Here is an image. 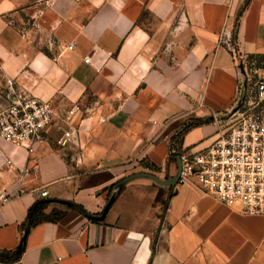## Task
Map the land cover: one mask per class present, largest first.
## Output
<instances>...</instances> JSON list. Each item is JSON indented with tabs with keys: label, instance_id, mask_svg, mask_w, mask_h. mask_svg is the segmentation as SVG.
<instances>
[{
	"label": "crops",
	"instance_id": "crops-1",
	"mask_svg": "<svg viewBox=\"0 0 264 264\" xmlns=\"http://www.w3.org/2000/svg\"><path fill=\"white\" fill-rule=\"evenodd\" d=\"M251 54H264V0H0V110L9 78L55 109L31 154L0 136V251L19 246L37 201L49 215L0 264H264V214L193 182L118 190L135 171L174 176L173 145L200 150L228 130ZM196 118L209 120L182 131Z\"/></svg>",
	"mask_w": 264,
	"mask_h": 264
},
{
	"label": "built area",
	"instance_id": "built-area-1",
	"mask_svg": "<svg viewBox=\"0 0 264 264\" xmlns=\"http://www.w3.org/2000/svg\"><path fill=\"white\" fill-rule=\"evenodd\" d=\"M74 45L75 42L68 48ZM91 60L92 55L85 57V62ZM240 67L239 95L247 84V65L240 63ZM7 82L11 92L8 105L0 110V136L26 147L31 154L35 151V143L44 139L46 129L54 121V106L50 100L17 89L14 79L9 78ZM257 98V105L264 102V78L257 83ZM255 107L236 110V119L229 123L231 127L223 129L207 147L179 151L182 161L179 182H193L232 209L252 215L264 214V114ZM82 111V104L75 102L67 115ZM73 135L72 126L62 128L57 141L67 147ZM48 193L44 189L38 196L44 198ZM7 200L8 197L2 198L3 202Z\"/></svg>",
	"mask_w": 264,
	"mask_h": 264
},
{
	"label": "rangeland",
	"instance_id": "rangeland-1",
	"mask_svg": "<svg viewBox=\"0 0 264 264\" xmlns=\"http://www.w3.org/2000/svg\"><path fill=\"white\" fill-rule=\"evenodd\" d=\"M239 64L243 63L244 65H247V74H246V87H244L242 94L239 95V99L237 102L236 110H245L248 107H252L253 105H256L254 108L255 110H258L264 114V102H261L257 105V83L259 80L264 78V61L258 62L254 59H251L248 56H238ZM251 103V104H250ZM251 105V106H249ZM236 112V111H235ZM237 114H234V116H230L229 123L236 119ZM227 125V128L229 129L231 125ZM225 128V127H224ZM178 135L180 136L181 130H178ZM136 172V171H135ZM134 173V172H133ZM164 202V200H161Z\"/></svg>",
	"mask_w": 264,
	"mask_h": 264
},
{
	"label": "trees",
	"instance_id": "trees-1",
	"mask_svg": "<svg viewBox=\"0 0 264 264\" xmlns=\"http://www.w3.org/2000/svg\"><path fill=\"white\" fill-rule=\"evenodd\" d=\"M241 13H239L240 16ZM239 18V17H238ZM238 23V22H237ZM237 23L235 25V36H236V30H237ZM248 57H250L251 59H254L258 62V64H260V62L264 61V54H251ZM209 119H202V118H196L194 119L192 122H190L189 124H187L184 128H182V131H185L186 129H188L191 126L197 125V124H201L204 123L206 121H208ZM181 131V132H182ZM176 136V135H174ZM173 138H176L174 137ZM177 150L180 151L181 150V146L179 145H173L172 150ZM69 205H74L71 202H67ZM45 207V203H43L42 201H37L36 204H34L31 209L29 210V214L28 217L26 219V229H25V234L21 240V243L19 244V246L14 249V250H10V251H0V261H10L13 259L18 258L22 252H23V243H24V239H25V235L26 232L30 229L31 226H33L34 224H36L39 221L42 220H47L49 219V215H46L43 210ZM59 214L54 215V218H56ZM7 255V256H5Z\"/></svg>",
	"mask_w": 264,
	"mask_h": 264
},
{
	"label": "water",
	"instance_id": "water-1",
	"mask_svg": "<svg viewBox=\"0 0 264 264\" xmlns=\"http://www.w3.org/2000/svg\"><path fill=\"white\" fill-rule=\"evenodd\" d=\"M171 154H172V156L175 157V160L177 163V170H176V173L174 176H172L170 178H161V177H159L153 173L139 171V172H135V173H132L130 175H127V176L123 177L122 179H120V181L118 182V190H121L122 187L126 183H128L129 181H131L135 178H138V177H149L161 185L175 186L180 180L181 171H182V161H181L179 151H177V150L172 151ZM115 198H116V194H112L109 201L107 202L104 210L102 211V213L100 215H90V217L93 219H97V220H103L106 217V215H107L110 207L112 206L113 202L115 201Z\"/></svg>",
	"mask_w": 264,
	"mask_h": 264
}]
</instances>
